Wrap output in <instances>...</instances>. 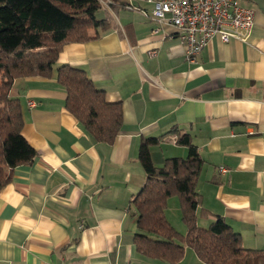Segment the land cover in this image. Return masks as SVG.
<instances>
[{
    "label": "crops",
    "instance_id": "obj_1",
    "mask_svg": "<svg viewBox=\"0 0 264 264\" xmlns=\"http://www.w3.org/2000/svg\"><path fill=\"white\" fill-rule=\"evenodd\" d=\"M119 1L134 9L109 8L114 29L66 45L55 65L83 70L108 102L121 103L113 144L95 142L67 110L56 72L13 84L37 157L11 170L0 191V264H165L134 244L133 200L146 182L139 151L159 138L155 166L186 158L189 148L177 143L184 134L204 161L197 191L208 214L198 225L221 217L246 249L264 250V0H238L255 12L246 41L213 39L194 62L171 24L145 15L150 5ZM176 199L166 215L186 233ZM178 264L205 263L188 247Z\"/></svg>",
    "mask_w": 264,
    "mask_h": 264
},
{
    "label": "trees",
    "instance_id": "obj_2",
    "mask_svg": "<svg viewBox=\"0 0 264 264\" xmlns=\"http://www.w3.org/2000/svg\"><path fill=\"white\" fill-rule=\"evenodd\" d=\"M109 3L111 10L128 6L119 0ZM109 8L100 0H0V191L10 182L11 170L37 157L23 136L22 103L11 96L18 79H51L56 72L67 93V110L95 142L113 144L117 139L123 125L121 103L108 102L105 91L96 88L83 70L68 65L55 70L66 45L96 40L114 29ZM160 141L145 139L139 151L146 182L133 200L137 252L178 264L189 247L205 264H264V250L246 249L241 236L221 217L208 227L198 225L199 217L208 214L197 191L204 161L190 135L177 141L189 148V156L169 158L159 167L152 161L150 148ZM171 198L179 200L186 233L167 218Z\"/></svg>",
    "mask_w": 264,
    "mask_h": 264
},
{
    "label": "built area",
    "instance_id": "obj_3",
    "mask_svg": "<svg viewBox=\"0 0 264 264\" xmlns=\"http://www.w3.org/2000/svg\"><path fill=\"white\" fill-rule=\"evenodd\" d=\"M105 3V0H100ZM149 15L158 23L176 29L177 40L186 47V59L195 61L213 39L223 43L246 41L255 24V12L243 8L238 0H146ZM133 5L128 4L131 9ZM152 52L151 55H154ZM221 171H225L221 168Z\"/></svg>",
    "mask_w": 264,
    "mask_h": 264
},
{
    "label": "rangeland",
    "instance_id": "obj_4",
    "mask_svg": "<svg viewBox=\"0 0 264 264\" xmlns=\"http://www.w3.org/2000/svg\"><path fill=\"white\" fill-rule=\"evenodd\" d=\"M135 1H141V2H143V4L144 5H146V0H135ZM104 5H106V7H108L109 8V6H110V3H109V0H105V3H103ZM148 4V3H147ZM149 5V4H148ZM131 9H134V7H132ZM176 199V198H175ZM177 201V199L175 200V202ZM177 203V202H176ZM169 212H171L172 214H173V216L175 215V213L177 212L176 210H175V208L173 207V206H171L170 205V207H169ZM177 210H178V206H177ZM178 212H179V210H178Z\"/></svg>",
    "mask_w": 264,
    "mask_h": 264
}]
</instances>
